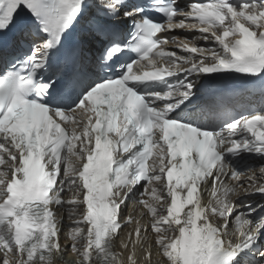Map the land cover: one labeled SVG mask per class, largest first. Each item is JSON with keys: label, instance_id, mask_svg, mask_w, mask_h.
Instances as JSON below:
<instances>
[{"label": "snow or ice", "instance_id": "snow-or-ice-1", "mask_svg": "<svg viewBox=\"0 0 264 264\" xmlns=\"http://www.w3.org/2000/svg\"><path fill=\"white\" fill-rule=\"evenodd\" d=\"M233 76L264 81V0H0L2 264H56L65 210L80 264H124L136 196L167 264H264V205L226 182L264 161V108L217 122L201 91ZM135 223L127 259L139 245L151 264Z\"/></svg>", "mask_w": 264, "mask_h": 264}, {"label": "bare ground", "instance_id": "bare-ground-1", "mask_svg": "<svg viewBox=\"0 0 264 264\" xmlns=\"http://www.w3.org/2000/svg\"><path fill=\"white\" fill-rule=\"evenodd\" d=\"M255 163H256V165L258 166V167H256V171H255V173H249L248 174V176L246 177V180H248V181H243L242 182V184L241 185H244V187H241V188H245V189H247L248 191H246V192H249V191H252L253 189H251V188H249L248 187V183H249V176L250 175H256V176H259L260 174H259V171H258V168H259V165L261 164V163H263V162H261V161H255ZM236 202H237V204L238 205H241V202H240V200H239V198H235L234 199ZM262 205H264V204H262ZM158 207H161V208H163V206H158ZM142 213V211L141 210H133V212H131V216H132V218H135V217H139V215ZM262 215H264V209H260V208H258L257 209V212L255 213V215L253 216V219L254 220H257L260 216H262ZM233 227H234V225H233ZM134 239H136V237H135V235L134 234H132L131 236H129L128 235V241H127V243H129V248L128 249H123L121 246H115V250L117 251V252H120V253H122V259H123V261H124V263L126 262V256L127 255H130V254H132L133 253V248H132V244H131V241L132 240H134ZM149 240V239H148ZM147 246L145 245V248H146ZM137 248H135V255L137 256V257H141L140 256V254H139V252L136 250ZM144 250V249H143ZM144 252V254H143V256H145L146 255V252H145V250L143 251ZM160 259L163 261L164 260V258L161 256L160 257ZM136 261H137V264H142V261L139 263L138 262V259H136ZM125 264H129V262H126ZM160 264H167L166 262H161Z\"/></svg>", "mask_w": 264, "mask_h": 264}]
</instances>
